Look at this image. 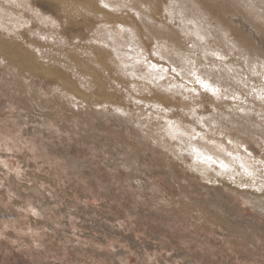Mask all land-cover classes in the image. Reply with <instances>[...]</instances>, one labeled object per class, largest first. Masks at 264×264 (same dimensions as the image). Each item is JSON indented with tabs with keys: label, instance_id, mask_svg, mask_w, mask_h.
I'll use <instances>...</instances> for the list:
<instances>
[{
	"label": "rangeland",
	"instance_id": "obj_1",
	"mask_svg": "<svg viewBox=\"0 0 264 264\" xmlns=\"http://www.w3.org/2000/svg\"><path fill=\"white\" fill-rule=\"evenodd\" d=\"M63 1L27 0L29 11L0 0L29 21L14 34L0 32V264H264V143L244 146L253 157L252 173L240 177L232 170L227 175L210 164L205 177L194 172L201 166L196 157L182 158L183 136L169 141L170 149L159 144L168 119L158 115L148 120L139 110L158 105L151 98L163 95L161 108L184 117L190 124L181 122L183 127L206 131L218 150L236 135L227 129L223 114L249 131H254V121L264 125L263 113L257 112L259 101L264 102V4L261 16L247 17L238 0H195L212 26L229 29L225 56L208 52L221 45L212 38L205 45L184 35L180 43L159 41L155 50L154 41L138 35L145 59L169 69L162 79V87L169 88L165 91L130 74L135 80L123 79L113 60L104 59L106 70L90 63L92 55L98 59L103 51V23L98 20H109L115 31H120L117 22L124 21L143 33L133 12L121 8L132 0H106L109 11L100 0ZM174 2L162 0L165 11ZM146 5L137 4L138 10ZM38 11L48 23L37 20ZM161 14L157 22L170 24L172 15L163 13L164 19ZM171 26L179 30L182 21L173 16ZM188 51L189 58L180 53ZM179 55L188 62L180 70L199 73L219 69L208 63H227L246 83L230 87L223 79L214 86L218 96H211L192 76L172 68L179 65ZM88 81L87 89L81 86ZM193 88L201 95L194 96ZM71 90L87 97L81 101L89 102L90 95L98 103L108 99L109 114L121 108L130 129L114 126L108 115L95 123L88 110L85 115L73 110L66 95ZM36 93L42 101L35 102ZM20 97L31 100V107L21 104ZM245 110L252 118L248 123ZM138 121L147 127L146 140L135 131ZM254 184L258 189L249 187Z\"/></svg>",
	"mask_w": 264,
	"mask_h": 264
},
{
	"label": "bare ground",
	"instance_id": "obj_2",
	"mask_svg": "<svg viewBox=\"0 0 264 264\" xmlns=\"http://www.w3.org/2000/svg\"><path fill=\"white\" fill-rule=\"evenodd\" d=\"M3 2L8 3V5H10V7L12 4V6L17 5L18 7H21V8L23 7L24 9L26 8L29 11H30V9H32L29 6L30 2L27 3V0H3ZM100 2H101V5H103V6L105 4L108 5L107 10H108V8L111 7V2H109V1L100 0ZM191 2L193 4L190 6L192 9V13H191V10H188V8H187L188 3H189L187 0H175V2L173 3V5L175 7H173L168 12L165 11V9H167V6H165L164 3H162V0H132L130 2L131 4H129V5H126L124 7L121 5L122 10H127L129 12H131V11L133 12L135 17L138 19L137 22H139L141 25L143 33L142 32L140 33L137 29H134L133 27L129 26V24H126L124 21H118L117 22V23H120L118 25L120 28V31H115L114 26L112 24H109L110 21L105 20L102 17L103 19L98 20V22L103 23L102 29H103L104 34L101 36V38L99 40H100V42H102V44L101 43L100 44L102 45L101 48L104 52L103 51H101V53L96 52L99 55L98 59H96L94 57V55H92L93 60L90 63H92L94 65L93 68L98 69V66H100L101 69L106 70L107 68L104 64V62H105L104 59L107 58V59H109V61L113 60L114 62H116L118 71L121 72V74L123 75V79L128 80L129 77L131 79H134L137 77V79L139 78V80L143 79L146 82H149L151 85L147 84V86H152L153 89L156 88V90H157V89L163 88L164 87L163 86L164 81L162 82V79L164 77H167L170 75L169 69L166 68V69L162 70V67H159V64L156 61H153L154 59L151 57H148L149 59H145L147 57L145 56L144 53H141L142 49L139 46L141 41L139 40L138 35L140 36L141 34L143 37H146L151 44L153 41L155 42V45H156L155 50L159 49L158 48V46L160 45L159 41L162 40V42H164V44L167 43L168 40H174V41L180 43V41L182 40L181 36H184V35L189 36L193 42H204L205 45L208 43V38H212L215 43H217V44L220 43L221 45L218 46V48L216 50H213V49L207 47L208 52L212 53V54H217L220 56H225V54L227 53V49L224 45L227 44L226 34L229 33V29H227L226 27H223L222 25L212 26V24H210L207 17L202 15L203 11L200 9V7L198 5L199 3H196L195 0H191ZM61 3L64 4L65 2L63 0H61ZM139 3L147 4L146 10H143V12H140L138 10V7H137V4H139ZM238 4L240 5L241 9L247 10V17H251V16L255 17V16H261L262 15L263 11L260 10L259 8H262V5L264 4V0H238ZM174 9L178 10V12H176V14H174ZM64 10H66L67 13H69L68 9L65 8ZM122 10H117V12H120ZM113 12H115V11H113ZM15 13H17V12L14 10V8L10 9L9 7H6L2 3H0V16H1L0 17V32L1 33L6 31L7 33L14 34L15 30H18L19 28L23 29L24 25L29 24V21L27 19H25V16H26L25 14L21 13L19 15H16ZM35 13L37 14V17H38L37 20L39 22L48 23L47 22L48 18L45 19V17H43L41 12L38 11ZM160 13H162V14L166 13L169 16L172 15L169 18L170 24L164 25L163 20H161V19H160L161 22H157L158 21L157 17ZM173 16L174 17L176 16L178 19H180L182 21V27L179 30L173 29L171 26ZM3 17H6L5 20H2ZM108 17H110V16H108ZM163 17L165 19L164 14H163ZM153 22L159 23L161 25L160 26L161 29H158L159 27L154 25ZM191 25H194L193 30L190 29ZM248 25L249 26L247 28H253L254 29V27L251 24H248ZM209 31H210V33H209ZM180 53L185 58H189L192 54L191 51L180 52ZM179 57L181 58V60H179L177 62L179 65L173 64L172 68L175 69L176 72L181 71V72H184L188 75V73L191 71H186L185 69L184 70L179 69V67L187 66L188 62L183 57H181L180 55H179ZM208 64L210 66H215V67L219 66V69H213L210 67V68H205L204 71H199V73H195V72H192V73H194L200 79L205 80L212 87H214L215 85L221 84L223 82V79H227L228 83L230 84V87L234 86L233 83H236L235 86H237V84H238L240 88H241V84L244 85L245 80H243L242 77L239 76L237 71H235V70L231 69L229 66H227V63H224L223 66H221L220 64L215 63V62L208 63ZM153 65H155V67H153ZM180 65H184V66H180ZM144 67H145V70H148V73H143L142 70H144L143 69ZM138 73H140V75ZM129 74L133 75L134 78H132V76H129ZM186 77L182 76L181 79H183L185 81L187 80L190 82L191 80L186 78ZM191 78H194V77L192 76ZM87 83H90V82L89 81L84 82L81 84V86L87 89V87H89V86H87ZM108 83H109V81H107L106 84H108ZM138 83H136V84H138ZM181 84L182 83L179 84V87H181ZM229 84H228V86H229ZM141 85H143V84L141 83ZM168 89L163 88V90H165V91H168ZM230 89L232 92L235 88L233 90H232V88H230ZM137 90H139V89H137ZM160 90H162V89H160ZM240 91L242 92V89ZM170 92H168V93L171 94L172 92L171 93ZM149 94H150V92H149ZM238 94H240V93H238ZM66 95H67L68 102L70 103V105L73 106V110L80 112L82 114H84L85 111L88 110L89 115L92 117V119L94 120L95 123H98V120L101 116L103 117V115H105V117H106V115H108L109 122L118 128H121L124 126L126 128V126H128V124H129L128 123L129 121L126 120L125 112L121 108L118 107L117 112L114 115L109 114V112H108L109 106H106V105H108V104H106L107 102L105 103V101H107L108 99L99 100V101H103V102L98 103V102L94 101L92 99L93 97L90 95L89 97L91 100L89 102L81 101V100L86 99L87 97L81 93H78L77 91L74 92V90H71V94H66ZM162 96L163 95H160V97L153 96L151 98L152 100L150 102L157 103L158 105L153 106V108L148 107V106H144V109H139V110H140L141 116H144L146 119H148V117L150 118V116L155 117L158 115H161L160 117H164V119H166V120L168 119V122L170 125L168 127L163 128V133H162L163 139H160V141H159V144H161V146L164 148V150L167 148L170 149L169 147H170L171 143L169 144V141L170 142L174 141V140L177 141V137L181 138V136H183V141L185 143V146L182 150V152H183L182 158L185 155H192V157H196L195 162H197L201 165V166H198L197 170H194V172H197V173L207 177L208 174L206 173L207 171H205V167H210V164L218 165L219 168L221 169L222 173L225 174L227 171V175L233 174L231 171L236 170L239 173L240 177H242L241 174H243V173L244 174L245 173H252L255 170L254 166L252 165V161H251V159L253 157L251 155L249 156L247 154L248 149H246L247 147L245 148L244 146L247 143H250L251 141H258V142L264 143V125H262V124L260 125L258 122L254 121V124L256 123L255 124L256 130L254 129V131H249L248 129L243 128L244 125H242L241 122L237 118H234V117L228 116V115L225 116V114H223L224 119L227 120V129L236 131V135H235V139L227 140V142L225 143L226 145H225L224 150H218L212 144V142L210 140H208L209 136H208V134H206V131H204L201 128H196V127L195 128H192L190 126L183 127L184 123H181V122H185L188 125L190 124L184 117H182V118L179 116L174 117L171 114H167L166 113L167 109L165 110V109L161 108V106L164 104V101H165V99H163L165 97H162ZM61 97L64 98L63 96H61ZM33 98L35 99V102L36 101H42L41 95H39L38 93H36ZM19 101L21 104L26 103V106L28 108L31 107V104H30L31 100H27L26 98L20 97ZM147 101H149V100H147ZM259 102L260 103L257 104V109H258L257 112L263 113V115H264V102L263 103L261 101H259ZM83 104H85V105H83ZM235 105L238 107L239 103L238 104L236 103ZM32 106L36 108V110L38 111L39 114H48V113H46V111L41 109L40 106H38V105H32ZM215 106H217V105H215ZM235 107L233 109H238ZM159 108H161V109H159ZM235 111H237V110H235ZM245 112H246V110H245ZM232 114H234V113H232ZM247 114H250V111L246 112V115L244 116V118H247V119H244V121H246L248 123V121H251L252 118L251 119L248 118ZM169 115H170V117H169ZM237 115H238V113H237ZM239 116H241V115H239ZM106 119H107V117H106ZM144 121L143 122L138 121V123L136 124V130L135 131H137L138 135H140L139 136L140 139H145L143 137L146 135V133H144L146 130L145 129L146 125H145ZM217 123H215V124H217ZM132 126H133V124H132ZM229 127H230V129H229ZM126 129H130V128H126ZM142 135H144V136H142ZM85 136L91 137V135H88V134H85L84 137ZM121 149L126 151L125 148L124 149L121 148ZM172 150H173V148H172ZM180 153L181 152H179V155H181ZM171 155H173V154H171ZM180 159H181V157H180ZM194 168H196V167H194ZM209 178L210 177H208V179ZM239 181H241V180H239ZM207 182H208V180H207ZM249 187L252 189H258V187L255 184L249 185ZM219 218L220 217H218V219ZM230 229H232V227L227 222V231H229Z\"/></svg>",
	"mask_w": 264,
	"mask_h": 264
},
{
	"label": "snow or ice",
	"instance_id": "obj_3",
	"mask_svg": "<svg viewBox=\"0 0 264 264\" xmlns=\"http://www.w3.org/2000/svg\"><path fill=\"white\" fill-rule=\"evenodd\" d=\"M104 7H108V5L105 4ZM153 67H155V65H153ZM188 75L194 77V84L198 85L200 89H203L204 93H208L211 96H216L217 95L219 90L214 88V87H212L205 80L200 79L198 76H195V74L191 73V72H189ZM191 91L194 93V96L201 95V93L196 88H193Z\"/></svg>",
	"mask_w": 264,
	"mask_h": 264
}]
</instances>
